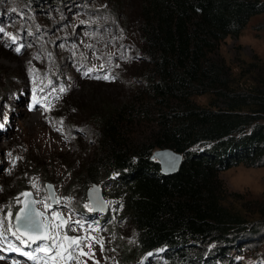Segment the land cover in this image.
I'll return each mask as SVG.
<instances>
[{
    "label": "rangeland",
    "instance_id": "374dc122",
    "mask_svg": "<svg viewBox=\"0 0 264 264\" xmlns=\"http://www.w3.org/2000/svg\"><path fill=\"white\" fill-rule=\"evenodd\" d=\"M113 2L0 0V123L5 128L0 131V219L7 223L11 212L14 222L21 207L17 198H23L20 194L29 191L33 199L44 201L49 196L46 185L51 184L52 196L61 202L53 205L54 210L86 227L91 225L97 229L92 235L103 239V251L99 244L93 245L94 260L81 258L86 264H158L159 260L154 262L136 250L133 227L107 187L82 180L99 150L92 107L99 101L114 105L115 100H131L140 81L141 61L146 60L133 20V0H120L119 16L112 9ZM10 35L16 37L15 43ZM17 46L20 53L15 51ZM212 56L239 80L240 89L257 86L264 75V15L252 18L238 38H227ZM106 74L115 79H95ZM52 80L63 82L65 92H59L50 110L28 112L32 90ZM211 102L209 96L196 99L203 107L211 108ZM153 126L152 117L135 116L122 127L130 139L139 140L148 137ZM197 148L203 147L193 150ZM218 179L226 193L225 204L240 210L254 233L240 236L220 252L224 245L210 243L192 253V259L200 258L203 264H264V217L260 214L264 210V160L254 167H233ZM94 186H99L105 207L92 216L85 205L90 203L86 193ZM36 208L45 211L43 203ZM46 214L50 216L51 211ZM97 220H103L102 226ZM85 234L84 229L67 232L69 236ZM0 264L26 263L0 259Z\"/></svg>",
    "mask_w": 264,
    "mask_h": 264
},
{
    "label": "trees",
    "instance_id": "16d2710c",
    "mask_svg": "<svg viewBox=\"0 0 264 264\" xmlns=\"http://www.w3.org/2000/svg\"><path fill=\"white\" fill-rule=\"evenodd\" d=\"M114 1L119 16L120 0ZM132 8L146 57L140 81L131 100L92 107L99 150L82 180L107 187L133 227L139 253L161 252L168 264H203L191 254L213 242L224 245L220 252L254 233L241 211L225 204L218 175L263 163L264 75L257 86L240 89L212 55L264 15V2L133 0ZM203 96L211 98V108L196 103ZM135 116L153 118L148 137H128L122 126ZM166 148L183 155L173 175H163L151 160Z\"/></svg>",
    "mask_w": 264,
    "mask_h": 264
},
{
    "label": "snow or ice",
    "instance_id": "6c2138e0",
    "mask_svg": "<svg viewBox=\"0 0 264 264\" xmlns=\"http://www.w3.org/2000/svg\"><path fill=\"white\" fill-rule=\"evenodd\" d=\"M0 33L3 29L0 28ZM13 43L16 42L15 36H9ZM17 53L21 52V47L15 48ZM101 65V69H104ZM119 67V65H117ZM92 69H89L91 72ZM87 75V73H86ZM95 79H103L111 81L115 79L114 75L97 76ZM43 93L44 88L40 87L33 90L32 105L44 104V110H50L51 102L45 96H37L36 93ZM60 93H64L65 89L61 87ZM6 120L7 117H4ZM4 125L0 123V128ZM164 162L168 165L169 170L175 167V158L165 157ZM35 187V183H33ZM23 199L17 198V203L21 204L19 211L16 212L14 222H12V213H8V220L0 219V243L5 244L6 249L17 252L25 256L28 260L33 261V264H86L87 258L94 260L95 253L92 251L94 244H99L101 251H103V239L92 235L97 231L91 225H86L80 220H72L71 217L65 218L60 212L54 210V204H60L51 194L45 198L44 201H37L32 198V194L24 192L20 194ZM37 203H43L45 211H40L36 208ZM105 205L102 201L92 200L85 208L89 212L96 210L103 211ZM51 211V215L46 213ZM84 229L85 235L69 236L68 231H78ZM10 237L19 242V246L12 242ZM35 245V247H33ZM23 248H28L29 251H23ZM87 249V251H85ZM3 259V257H0ZM98 264V262H97Z\"/></svg>",
    "mask_w": 264,
    "mask_h": 264
},
{
    "label": "water",
    "instance_id": "95a60500",
    "mask_svg": "<svg viewBox=\"0 0 264 264\" xmlns=\"http://www.w3.org/2000/svg\"><path fill=\"white\" fill-rule=\"evenodd\" d=\"M139 59H141V58H139ZM165 157H168V158L174 157L175 158V167L173 170H169L168 165L164 162ZM151 160H153L159 164L160 171L163 175H173L179 170L180 165H181L182 160H183V155L176 153L175 151H173L171 149L166 148V149H161V150H155L151 155ZM46 188L48 191V195H50V194L52 195V193H53L52 185L47 184ZM25 192H29V191H25ZM86 196H87L89 202H91L92 200L103 201L102 195H101V190H100L99 186H94L93 189H89L86 193ZM32 198H33V195H32ZM103 211H104V209H103ZM93 212L98 213L100 211L96 210Z\"/></svg>",
    "mask_w": 264,
    "mask_h": 264
}]
</instances>
